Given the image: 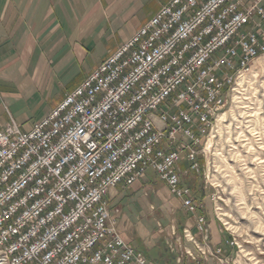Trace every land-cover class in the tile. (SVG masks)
<instances>
[{
  "label": "built area",
  "instance_id": "obj_1",
  "mask_svg": "<svg viewBox=\"0 0 264 264\" xmlns=\"http://www.w3.org/2000/svg\"><path fill=\"white\" fill-rule=\"evenodd\" d=\"M262 53L264 0H169L30 129L1 128L9 264H155L123 239L106 195L152 170L194 214L180 162L198 171L236 78ZM195 227L200 240L185 237L210 249L203 216Z\"/></svg>",
  "mask_w": 264,
  "mask_h": 264
},
{
  "label": "rangeland",
  "instance_id": "obj_2",
  "mask_svg": "<svg viewBox=\"0 0 264 264\" xmlns=\"http://www.w3.org/2000/svg\"><path fill=\"white\" fill-rule=\"evenodd\" d=\"M82 2L87 3L88 10L82 15L75 9L80 17L76 21L83 25L91 22L92 34L97 32L95 36H78L91 45V54L82 68L102 57L107 48L122 41L161 6L160 0H142L141 4L117 0L112 5L104 0H74L76 6ZM104 30L107 34L101 36ZM235 83L221 110L224 114L217 117L204 139L198 171L180 166L182 184L192 190L194 214L185 211L181 200L170 195L152 171L145 175L151 181L141 183V191L125 188L126 196L118 206L123 215L134 218L121 219L127 241L149 261L157 260L159 250L158 264H264V53ZM58 92H36L34 97L22 93L19 98L0 101V125L12 116L21 126L20 131L28 130L46 114ZM199 216L208 226L210 249L202 248L200 243L198 248L185 237L188 228L200 240L195 227ZM135 221L147 225L140 241L134 234ZM207 249L219 252L212 254Z\"/></svg>",
  "mask_w": 264,
  "mask_h": 264
},
{
  "label": "crops",
  "instance_id": "obj_3",
  "mask_svg": "<svg viewBox=\"0 0 264 264\" xmlns=\"http://www.w3.org/2000/svg\"><path fill=\"white\" fill-rule=\"evenodd\" d=\"M167 1L169 0H160L161 5ZM104 2L112 5L117 0H104ZM130 2L141 4L142 0H130ZM86 6L87 3L85 2L76 6L74 0H0L1 102H5L10 97L19 98L22 93L34 97L36 92L49 95L53 91H59L57 98L51 100V106L46 111V114L49 113L66 94L77 87L92 69L104 61L106 56L115 51L141 26L132 28L130 34L124 36L122 41H118L113 47L107 48L105 54L99 59H94L89 67L82 68L91 54V45L85 43L78 36L79 34H82V36H95L97 33L92 34L91 29L93 26L91 27V22L88 25L86 23L83 25L78 24L76 21L80 18L76 11L78 10V13L83 15L87 13L88 7ZM105 34H107L106 30L101 32V36ZM10 118V121L14 120L16 122L12 116ZM10 121H7L3 126L1 124L0 129ZM16 124L20 129L21 126L17 122ZM180 166L184 168L188 166V163L181 161ZM151 173L155 174L154 171ZM147 178L148 176H144L129 186L137 192L141 189V183L151 181ZM162 185L164 184L162 183ZM129 186L118 184L110 189L106 195L111 213L117 217L118 229H120L121 235L126 241L127 233L121 219L127 217L128 221L134 218L128 216L129 214L123 215V209L118 205L122 203L123 197L126 196L125 188ZM164 186L170 194L167 185ZM145 227L147 228L145 222L137 224V221H135L134 234L137 235L139 241L142 238V229L144 231ZM142 244L146 247L143 242ZM158 252L159 250H156L155 259L157 260H150L152 263L158 264L156 263L158 261L160 263Z\"/></svg>",
  "mask_w": 264,
  "mask_h": 264
},
{
  "label": "bare ground",
  "instance_id": "obj_4",
  "mask_svg": "<svg viewBox=\"0 0 264 264\" xmlns=\"http://www.w3.org/2000/svg\"><path fill=\"white\" fill-rule=\"evenodd\" d=\"M223 114L224 113H222L220 115H223ZM221 117H223V116H221ZM0 264H9V261H7V250L3 249L2 245H1V240H0Z\"/></svg>",
  "mask_w": 264,
  "mask_h": 264
},
{
  "label": "trees",
  "instance_id": "obj_5",
  "mask_svg": "<svg viewBox=\"0 0 264 264\" xmlns=\"http://www.w3.org/2000/svg\"><path fill=\"white\" fill-rule=\"evenodd\" d=\"M191 192H192V190H191ZM201 196H204L203 192H201Z\"/></svg>",
  "mask_w": 264,
  "mask_h": 264
}]
</instances>
